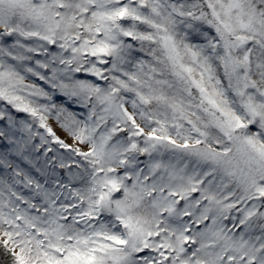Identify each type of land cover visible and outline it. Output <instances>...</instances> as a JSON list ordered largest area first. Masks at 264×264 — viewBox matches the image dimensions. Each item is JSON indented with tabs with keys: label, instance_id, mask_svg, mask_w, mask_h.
I'll return each mask as SVG.
<instances>
[{
	"label": "snow or ice",
	"instance_id": "obj_1",
	"mask_svg": "<svg viewBox=\"0 0 264 264\" xmlns=\"http://www.w3.org/2000/svg\"><path fill=\"white\" fill-rule=\"evenodd\" d=\"M0 264H264V0H0Z\"/></svg>",
	"mask_w": 264,
	"mask_h": 264
},
{
	"label": "rangeland",
	"instance_id": "obj_2",
	"mask_svg": "<svg viewBox=\"0 0 264 264\" xmlns=\"http://www.w3.org/2000/svg\"><path fill=\"white\" fill-rule=\"evenodd\" d=\"M56 131H57V135H59L62 139H65L64 134L58 128L56 129ZM66 142L71 144L70 140H66Z\"/></svg>",
	"mask_w": 264,
	"mask_h": 264
},
{
	"label": "trees",
	"instance_id": "obj_3",
	"mask_svg": "<svg viewBox=\"0 0 264 264\" xmlns=\"http://www.w3.org/2000/svg\"><path fill=\"white\" fill-rule=\"evenodd\" d=\"M22 115V114H21Z\"/></svg>",
	"mask_w": 264,
	"mask_h": 264
}]
</instances>
